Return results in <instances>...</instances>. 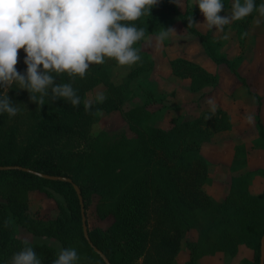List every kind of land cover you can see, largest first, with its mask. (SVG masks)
<instances>
[{
    "label": "trees",
    "instance_id": "trees-1",
    "mask_svg": "<svg viewBox=\"0 0 264 264\" xmlns=\"http://www.w3.org/2000/svg\"><path fill=\"white\" fill-rule=\"evenodd\" d=\"M231 1L222 0L224 11L220 15L231 8ZM262 2L255 0L257 6ZM256 13L240 20L241 27L245 28ZM169 14L177 15L187 30L200 39L215 63L225 64L240 77L235 62L217 52L218 42L188 23L193 15L181 13L172 0H159L150 15L133 23L144 29L145 37ZM143 40L134 45L141 60L120 85L109 82L106 63L92 65L85 78L77 77L74 82L66 75L56 78V83H72L77 89L81 98L77 107L62 99L50 102V97L38 106L29 100L27 90L16 85L9 88L7 96L20 111L11 118L7 113L0 114V166H22L71 178L82 195L89 240L110 264H198L204 255L233 254L241 244L252 251V259L246 264H259L264 190L250 191L249 173L231 180L222 202L215 201L203 189L212 177L200 146L212 134L231 128L230 114L224 108L218 107L207 120L209 110L165 130L154 126L149 112L138 106L124 114L133 136L122 134L112 140L104 131L92 132L100 119L99 112L119 109L129 98L130 81L151 67L147 54L141 50ZM24 55L19 50L15 67L21 73L26 69ZM169 64L173 75L189 80L192 91L217 82L216 73L189 59L176 57ZM101 83L108 85L107 99L102 104L94 103L92 110L86 112L85 94ZM256 123L264 140V126ZM245 164L242 146L237 145L229 168L237 171ZM72 183L45 179L16 168L0 169V264H7L14 253L27 246L14 234L15 225L36 236L56 238L61 247L75 248L78 255H84L83 264H105L83 236L80 204ZM31 191L55 200L58 213L54 218L31 214ZM94 195L97 216L113 217L106 229L88 226L86 211ZM5 220L11 221L8 227L4 226ZM192 229L197 230L196 239L186 241L188 258L179 263L176 255L180 242ZM29 243L42 264H52L57 257L58 251L52 245Z\"/></svg>",
    "mask_w": 264,
    "mask_h": 264
},
{
    "label": "rangeland",
    "instance_id": "rangeland-1",
    "mask_svg": "<svg viewBox=\"0 0 264 264\" xmlns=\"http://www.w3.org/2000/svg\"><path fill=\"white\" fill-rule=\"evenodd\" d=\"M178 4L175 3L181 13L193 15V26L198 31L218 42L217 52L235 62L240 77L233 74L225 64L215 63L204 50L200 39L187 30L177 15H166L163 22L155 26L141 44V50L147 54V61H151V67L130 81L129 98L119 109L99 112L100 119L93 126L92 132L96 134L104 131L112 140L122 134L133 136L124 114L138 106H143L149 112L154 126L167 130L176 122L191 120L199 113L208 111L206 100L213 97L218 107L230 114L232 125L229 130L212 134L200 146V153L208 161L212 177L203 189L215 201L222 202L228 194L231 180L240 174L249 173L252 179L250 191L260 192L264 190V140L258 134L256 122L264 126V17H260L257 12L245 28L241 27L240 21H233L225 25L223 32H217L201 25L204 17L198 6L194 5V0H178ZM230 13L231 8L221 15ZM258 19L261 21L259 25L256 24ZM162 28H172L175 33L158 44L156 36ZM245 32L247 36H243ZM176 57L189 59L216 73L217 82L196 91L190 90L187 78H180L171 72L169 61ZM105 63L109 67V82L116 86L122 84L135 65L120 67L112 60ZM97 92H104L107 96L108 85L101 83L94 86L87 91L84 101L94 98ZM249 113L254 114L251 124L245 123L244 119ZM237 145L242 146L246 164L240 170L232 171L229 165ZM55 195L61 200L59 195ZM96 201L97 196L94 195L86 211L88 226L106 229L113 222V217L99 218L95 211ZM29 211L42 219L54 218L58 213L55 200L37 191L29 192ZM14 234L32 243L45 242L57 251L61 247L56 238L33 235L21 226L15 225ZM196 236L197 230L192 229L181 240L177 262L187 260L186 241L195 240ZM251 259L252 251L241 244L233 254L216 252L204 255L197 263L246 264ZM83 260L84 255H79L80 264H83Z\"/></svg>",
    "mask_w": 264,
    "mask_h": 264
},
{
    "label": "clouds",
    "instance_id": "clouds-1",
    "mask_svg": "<svg viewBox=\"0 0 264 264\" xmlns=\"http://www.w3.org/2000/svg\"><path fill=\"white\" fill-rule=\"evenodd\" d=\"M178 4V0H173ZM158 0H0V114L9 118L20 109L7 96L9 88L27 90L29 100L38 106L57 99L69 101L77 107L81 98L72 83H56V78L67 76L70 81L85 78L92 65H102L107 60L120 67L132 66L141 60L138 44L145 35L143 28L133 22L145 15ZM194 5L204 17L201 23L207 30L223 32L225 25L240 21L257 11L264 17V2L233 0L231 13L224 11L222 0H194ZM188 23H193L190 17ZM261 21L258 19L256 24ZM175 33L172 28H162L156 36L158 44ZM247 36V33H243ZM226 38V37H225ZM25 53L23 73L15 67L19 50ZM107 99L104 92L84 101L86 112L94 103ZM210 115L218 109L215 98L206 100ZM245 123L251 124L254 114H247ZM10 220L4 221L8 227ZM25 246L14 253L7 264H42L37 253L25 240ZM79 255L75 248L60 247L52 264H77Z\"/></svg>",
    "mask_w": 264,
    "mask_h": 264
},
{
    "label": "water",
    "instance_id": "water-1",
    "mask_svg": "<svg viewBox=\"0 0 264 264\" xmlns=\"http://www.w3.org/2000/svg\"><path fill=\"white\" fill-rule=\"evenodd\" d=\"M9 168L20 169V170H23V171H26V172L35 174V175H37L39 177H42V178H45V179H49V180L66 181V182L72 183L71 178H69L67 176L50 175V174H46V173H42V172L35 171V170L30 169V168H27V167H22V166H0V169H9ZM72 186H73V189L76 192V195H77V198H78L79 204H80L83 236L89 242V244L91 246H93L92 243H91V241L89 240V236H88L86 218H85L84 208H83V199H82V195H81L80 189L74 183H72ZM93 249H94V251L96 253L99 254V256L102 258V260L104 261L105 264H110V262L108 261V259L106 258V256L98 248H96V247L93 246ZM259 264H264V232H263V235L261 236V239H260Z\"/></svg>",
    "mask_w": 264,
    "mask_h": 264
}]
</instances>
